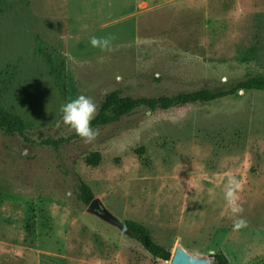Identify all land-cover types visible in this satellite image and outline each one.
<instances>
[{"label": "rangeland", "instance_id": "rangeland-1", "mask_svg": "<svg viewBox=\"0 0 264 264\" xmlns=\"http://www.w3.org/2000/svg\"><path fill=\"white\" fill-rule=\"evenodd\" d=\"M92 36L112 37V50ZM257 76L264 0H0V108L31 131L30 143L0 132V264H170L122 232L128 221L172 256L181 246L264 264V92L141 109L92 143L39 139L76 135L60 107L78 94L99 112L114 91L157 98ZM230 175L247 221L238 231L223 198ZM79 179L118 227L78 201Z\"/></svg>", "mask_w": 264, "mask_h": 264}, {"label": "trees", "instance_id": "trees-1", "mask_svg": "<svg viewBox=\"0 0 264 264\" xmlns=\"http://www.w3.org/2000/svg\"><path fill=\"white\" fill-rule=\"evenodd\" d=\"M241 91L264 92V77H251L229 84L225 87L213 89L203 88L192 92L157 98H134L131 96H124L121 91H114L104 97L99 112L92 123L94 127L102 128L116 122L122 117H129L141 109L156 113L157 111H168L190 105H205L235 96ZM0 132L7 136H19L26 143L31 142L28 136L31 131L25 125L24 121L20 117L10 114L1 108ZM39 139L42 142V146L52 147L58 150L71 140L80 139V137L74 135L68 139L55 140L52 138L44 139V137L39 136ZM101 161L102 157L100 153H92L86 159L87 165L91 167L99 166ZM77 199L85 206H89L95 199L91 189L80 179L77 186ZM124 225L128 228V236L136 240L151 257L164 262L171 261V251L157 244L144 226L130 221L125 222ZM215 259L217 264H229L228 259L221 254L215 255Z\"/></svg>", "mask_w": 264, "mask_h": 264}, {"label": "clouds", "instance_id": "clouds-1", "mask_svg": "<svg viewBox=\"0 0 264 264\" xmlns=\"http://www.w3.org/2000/svg\"><path fill=\"white\" fill-rule=\"evenodd\" d=\"M112 39V37L92 36L89 43L93 48H99L101 51H111ZM60 112L63 124L86 143H92L99 136V129L92 123L97 116L98 106L87 95L78 94L75 98L69 99L61 105ZM240 188V181L230 175L223 190L226 210L235 218L232 227L237 231L247 227V221L241 215L243 208L238 202ZM189 259L191 264H196L200 260L199 253L193 254Z\"/></svg>", "mask_w": 264, "mask_h": 264}, {"label": "water", "instance_id": "water-1", "mask_svg": "<svg viewBox=\"0 0 264 264\" xmlns=\"http://www.w3.org/2000/svg\"><path fill=\"white\" fill-rule=\"evenodd\" d=\"M88 212L92 215L97 216L105 223H108L112 226L118 227L120 225L119 221L113 217L108 211L104 208L103 204L99 199H94L88 206ZM128 228L126 225L122 226V232L127 234ZM192 254H189L181 246H178L172 256L170 264H191L189 257ZM196 264H217L215 257H200V260Z\"/></svg>", "mask_w": 264, "mask_h": 264}]
</instances>
